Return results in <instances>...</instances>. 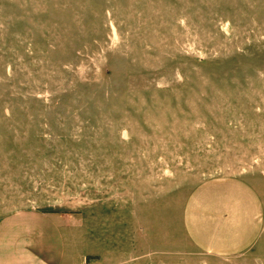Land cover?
Segmentation results:
<instances>
[{
    "label": "rangeland",
    "instance_id": "374dc122",
    "mask_svg": "<svg viewBox=\"0 0 264 264\" xmlns=\"http://www.w3.org/2000/svg\"><path fill=\"white\" fill-rule=\"evenodd\" d=\"M261 202L241 253L199 251L193 189ZM65 214L62 264H264V0H0V218Z\"/></svg>",
    "mask_w": 264,
    "mask_h": 264
},
{
    "label": "crops",
    "instance_id": "0c3cea01",
    "mask_svg": "<svg viewBox=\"0 0 264 264\" xmlns=\"http://www.w3.org/2000/svg\"><path fill=\"white\" fill-rule=\"evenodd\" d=\"M261 202L238 176L208 179L188 196L183 225L201 252L229 256L252 247L262 230ZM65 214L22 209L0 218V264H62Z\"/></svg>",
    "mask_w": 264,
    "mask_h": 264
}]
</instances>
